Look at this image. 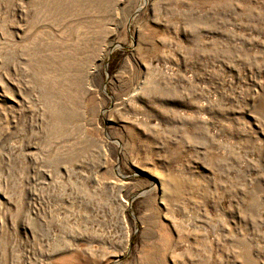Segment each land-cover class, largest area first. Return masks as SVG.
Here are the masks:
<instances>
[{
    "label": "rangeland",
    "instance_id": "1",
    "mask_svg": "<svg viewBox=\"0 0 264 264\" xmlns=\"http://www.w3.org/2000/svg\"><path fill=\"white\" fill-rule=\"evenodd\" d=\"M0 264H264V0H0Z\"/></svg>",
    "mask_w": 264,
    "mask_h": 264
}]
</instances>
